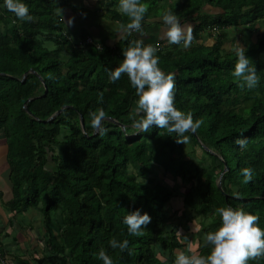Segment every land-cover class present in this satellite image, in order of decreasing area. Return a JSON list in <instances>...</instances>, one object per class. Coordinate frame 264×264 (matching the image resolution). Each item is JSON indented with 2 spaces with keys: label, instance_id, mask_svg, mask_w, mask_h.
I'll list each match as a JSON object with an SVG mask.
<instances>
[{
  "label": "trees",
  "instance_id": "1",
  "mask_svg": "<svg viewBox=\"0 0 264 264\" xmlns=\"http://www.w3.org/2000/svg\"><path fill=\"white\" fill-rule=\"evenodd\" d=\"M146 2L143 27L160 24L167 10L193 27L188 49L158 44L160 66L175 74L177 107L203 121L195 133H185L188 148L177 142L175 132L134 127L128 114L135 89L127 74L115 82L108 78L106 69L122 61V50L139 39L137 32L125 33L114 47H78L77 39L88 35L75 39L65 26L71 0H27L33 21L0 9V135L7 144L13 194L4 210L13 230L16 217L37 211L34 222L42 229L43 243L41 257L29 260V250L5 249L1 226L3 264H103L101 248L114 264H173L176 251L189 250L190 222L196 221L202 234L215 230L220 223L215 209L228 204L256 213L264 227V59L258 58L264 53V31L258 29L264 26V0ZM102 3L108 19L127 24L118 0ZM237 26L251 38L247 55L260 77L253 89L239 86L231 74L236 53L224 51L233 46L224 31ZM211 27L219 36L203 42L200 34ZM29 69L35 74L24 76ZM64 106L69 108L47 121ZM101 106L111 117L103 122L104 134L95 133L89 116V109ZM238 137H247L243 148ZM245 166L254 169L248 182L241 173ZM158 169L185 188L178 217H171L168 208L177 194L157 178ZM135 208L152 216L139 236L129 234L123 223ZM182 220L185 232L178 235L176 223ZM113 236L129 239L128 248H111ZM201 245L196 253L207 254L209 248ZM248 264H264V256Z\"/></svg>",
  "mask_w": 264,
  "mask_h": 264
},
{
  "label": "clouds",
  "instance_id": "2",
  "mask_svg": "<svg viewBox=\"0 0 264 264\" xmlns=\"http://www.w3.org/2000/svg\"><path fill=\"white\" fill-rule=\"evenodd\" d=\"M117 7L123 15L129 17L127 24L121 25L122 32L129 35L137 32L141 34V38L130 41L128 47L122 50V61L114 68L106 69L108 78L115 82L123 74H127L131 86L135 89L136 99L128 114L134 127L141 132H148L153 127L164 128L178 134L177 142L185 143L190 139L185 133H195L203 121L194 118L192 112H185L177 107L175 74L166 72L160 66L158 43L146 44L142 38L148 4L146 0H118ZM0 9L14 13L16 18L23 21L34 20L27 0H0ZM162 20L165 25L164 36L170 45L183 48L191 46L194 39L192 25L182 24L172 10H167ZM73 21L74 18L69 17L67 24L71 25ZM216 30L219 33L217 28ZM45 46L56 47L55 43L49 41H45ZM235 53L237 59L231 72L232 76L242 88L257 87L260 82L257 67L247 55V49L238 41ZM99 97L103 99L102 91ZM89 116L91 126L98 134L108 131L103 122L111 117L104 107L89 109ZM236 143L243 148L247 144V137H238ZM253 172L254 169L248 166L241 169L245 182L252 180ZM215 213L220 216L219 225L215 230L203 232L201 237V246L209 248L207 254L191 253L190 248L188 251L181 250L176 254L173 264H248L250 259L264 256V227L259 224V215L231 204L218 206ZM151 220L152 216L142 208L127 211L123 217V223L128 226L127 232L137 236L143 234ZM108 244L113 249L125 250L130 241L113 236ZM98 256L103 264H114L106 249L101 248Z\"/></svg>",
  "mask_w": 264,
  "mask_h": 264
},
{
  "label": "crops",
  "instance_id": "3",
  "mask_svg": "<svg viewBox=\"0 0 264 264\" xmlns=\"http://www.w3.org/2000/svg\"><path fill=\"white\" fill-rule=\"evenodd\" d=\"M104 0H80L82 7L73 4V9L67 10L64 15L65 26L71 35V37L77 39L81 36V33H86L91 36L95 42L101 45H108L109 47H114L118 40L125 35L121 30V25L117 22H113L105 15L97 18L96 16H89L92 10L98 9L102 10L100 6L96 7L97 4L103 2ZM76 2V1H75ZM74 18L71 25L67 24L68 18ZM143 33V40L147 43L152 44H169L167 38L164 36L165 25L163 20L160 24L146 25ZM139 39L141 38L140 33H136ZM228 48V47H227ZM1 134V133H0ZM7 157V144L6 140L1 138L0 135V228L4 226L2 232V243L6 250L18 251L19 254L25 253L26 250L32 252L33 256L29 255V260L32 258H39L41 254V249L43 248V243L41 241L42 231L37 232V227L39 224L34 222V218L37 216V211L29 210L24 215L16 217L15 221H12L14 230L10 229L8 226L9 214L4 210V204L10 201L13 197L12 189L8 182V165L6 162ZM21 222L19 223L18 222ZM31 222H33V228L31 229ZM15 240L16 242H14ZM9 250V251H10ZM35 251H37L35 253ZM26 256V254H25ZM22 256V259L26 257ZM12 258V257H11Z\"/></svg>",
  "mask_w": 264,
  "mask_h": 264
},
{
  "label": "rangeland",
  "instance_id": "4",
  "mask_svg": "<svg viewBox=\"0 0 264 264\" xmlns=\"http://www.w3.org/2000/svg\"><path fill=\"white\" fill-rule=\"evenodd\" d=\"M71 1H73L74 4L76 3L75 4L76 6L82 7V5L80 3V0H71ZM100 6H103L102 2L97 4L96 7L99 8ZM101 8H102L101 11H99L97 8L92 10V12L90 13L89 16H91V17L96 16L97 18H100L101 16L105 15V19H106L105 7H101ZM149 21L150 20L148 19L147 22H149ZM148 25H153V24L152 23L151 24L148 23ZM258 29L264 31V26L261 25V26H259ZM242 31H244L242 26L232 27V28H229L226 31H224V33L226 35V40L227 41H231L232 44H233V46L230 49H228V50L224 49L225 53H227V52L228 53L235 52V45H236L237 41L241 45H243L246 49L251 45L252 42H251L250 35L246 34L245 32H242ZM200 36H201L203 42H205L207 39H209V37H211L213 40L217 39V37L219 36V33L214 31V27H211V28H207L206 30L202 31ZM185 49H188V48H185ZM221 51H222V49H221ZM258 58L264 59V53L259 54ZM184 145H185L186 148L189 147L188 146L189 145L188 142H185ZM196 152H197V155L200 157L201 156V151L198 148H196ZM157 173H158L157 174V178L161 179L165 183V185H167L169 188L172 189V191L175 192V194H177L176 196H174L171 206L168 207L169 208V212H170V216L171 217L180 216L179 214L183 210V204H182L181 196H182V193L185 191V188L181 186V182L179 180L176 181V180L171 179L167 175H163L161 169H158ZM179 223H180V227H179ZM182 223H184L183 220L181 222L176 223V225L178 226L177 227V230H178L177 234L178 235H182L185 232L184 229H183V225L184 224H182ZM198 228L199 227H198L196 221L193 220L192 223L190 222V224H189V232L193 233V236L191 238V241L188 244H189V248L191 249V253H196V251L199 249L200 245L202 244V240H201L202 233H199ZM39 229L42 231L41 227H37L36 231L40 232ZM186 251H188V250H186ZM176 253H178V251H176Z\"/></svg>",
  "mask_w": 264,
  "mask_h": 264
},
{
  "label": "built area",
  "instance_id": "5",
  "mask_svg": "<svg viewBox=\"0 0 264 264\" xmlns=\"http://www.w3.org/2000/svg\"><path fill=\"white\" fill-rule=\"evenodd\" d=\"M214 31L217 32L216 28H214ZM132 33L134 34V32ZM88 45L94 46L97 50H100L102 47V45L98 42H95L91 36H86L83 40L77 39L76 41V46L78 47H84ZM3 263L4 261L2 260L1 255H0V264H3Z\"/></svg>",
  "mask_w": 264,
  "mask_h": 264
},
{
  "label": "water",
  "instance_id": "6",
  "mask_svg": "<svg viewBox=\"0 0 264 264\" xmlns=\"http://www.w3.org/2000/svg\"><path fill=\"white\" fill-rule=\"evenodd\" d=\"M28 73H33V74H35V71L34 70H32V69H29L28 70V72L27 73H25L24 74V76L26 75V74H28ZM24 76H23V78H24ZM30 101V99L29 100H27V102H29ZM66 108H69L68 106H64V107H62V108H60L55 114H53L47 121H50V120H52L55 116H57L59 113H61L64 109H66ZM80 126H81V129L83 130V120H82V118L80 117ZM97 131H96V129H95V133H96ZM221 176H222V174L220 175V177H219V179H218V182H217V186H218V188H220V178H221Z\"/></svg>",
  "mask_w": 264,
  "mask_h": 264
}]
</instances>
